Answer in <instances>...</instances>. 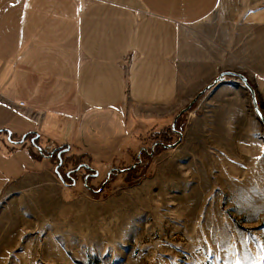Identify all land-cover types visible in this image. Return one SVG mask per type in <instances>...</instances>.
I'll list each match as a JSON object with an SVG mask.
<instances>
[{"label": "rangeland", "instance_id": "obj_1", "mask_svg": "<svg viewBox=\"0 0 264 264\" xmlns=\"http://www.w3.org/2000/svg\"><path fill=\"white\" fill-rule=\"evenodd\" d=\"M207 86L183 91L163 122L133 106L138 134L159 125L125 162L96 168L100 192L59 178L61 159L59 168L83 164L68 146L42 148L50 157L36 148L42 165L29 142L0 145V264H264V124L252 102L243 114L220 112L222 101L242 102Z\"/></svg>", "mask_w": 264, "mask_h": 264}, {"label": "crops", "instance_id": "obj_2", "mask_svg": "<svg viewBox=\"0 0 264 264\" xmlns=\"http://www.w3.org/2000/svg\"><path fill=\"white\" fill-rule=\"evenodd\" d=\"M244 1L0 0V145L29 142L38 159L35 138L93 169L125 162L159 125L138 134L133 106L163 122L183 91L194 96L222 72L246 74L264 113V3ZM238 78L210 91L242 102L222 101V113L250 111Z\"/></svg>", "mask_w": 264, "mask_h": 264}, {"label": "water", "instance_id": "obj_3", "mask_svg": "<svg viewBox=\"0 0 264 264\" xmlns=\"http://www.w3.org/2000/svg\"><path fill=\"white\" fill-rule=\"evenodd\" d=\"M227 75H230V76H237V77H239L240 78V80L245 84V86L250 90V92H251V95H252V102H253V106H254V108H255V111L257 112V114H258V116L260 117V119L262 120V122H263V124H264V113L262 112V110H261V107H260V104H259V100H258V95H257V91H256V88L250 83V81H249V79H248V77H247V75L246 74H243V73H236V72H222V73H220L219 74V76L211 83V84H209L208 86H207V88H212L213 86H215L218 82H221V81H223L224 80V78L227 76ZM205 91V89L202 91V92H204ZM201 92V93H202ZM199 96V95H198ZM197 96V97H198ZM196 99V98H195ZM188 109V108H187ZM173 128H175V123H174V125H173ZM178 133L180 134V135H182V133L181 132H179L178 131ZM25 138H26V136H24L21 140H20V142H18V143H23L24 141H25ZM32 143H33V145L40 151V153H42L44 156H47V155H45V153L42 151V148L35 142V138H33L32 139ZM175 145H177V143L175 144ZM61 151H63V150H61ZM53 155V152L50 154V155H48L47 157H50V156H52ZM61 154L59 153V156H60ZM138 162H141V159L138 161ZM63 164V160L61 159V162H60V164H59V166L60 165H62ZM59 166H58V168H59ZM137 166V163H135V164H133V166H131L129 169H132V168H134V167H136ZM81 167H84V168H86V169H88L89 171H91L92 172V176L93 175H95V176H98L99 175V173H98V171H96V169H93L91 166H90V164H88V163H83V164H79V166L75 169V171H78ZM58 168L56 169V171L58 172V176H59V178L66 184L67 182H66V180L62 177V175L59 173V170H58ZM74 171V172H75ZM123 172L124 171H126V169H123L122 170ZM109 176H110V173L108 174V176H107V181L109 180ZM88 177H89V175H87V176H85V178H84V182H85V186H88V183H87V181H88ZM73 180V184L74 185H76V180L73 178L72 179ZM90 188V187H89ZM102 188H103V186L99 189V190H94L93 188H92V190L93 191H95V192H100L101 190H102Z\"/></svg>", "mask_w": 264, "mask_h": 264}, {"label": "flooded vegetation", "instance_id": "obj_4", "mask_svg": "<svg viewBox=\"0 0 264 264\" xmlns=\"http://www.w3.org/2000/svg\"><path fill=\"white\" fill-rule=\"evenodd\" d=\"M60 168H59L60 169L59 173L66 180L67 184H69L71 186H74L73 180H72L73 178L76 180V184H77L80 178H82V181H83L85 176H87V175H89V177H88V185H90L96 191L99 190L100 186L104 183V182L101 183L100 186L97 187V188L94 187V185L92 183H90V180L92 178L91 177L92 172L91 171H83V172H81V169H83V168H80L78 171H75L76 167L75 168H70V169H67V168L65 169L64 167H60Z\"/></svg>", "mask_w": 264, "mask_h": 264}, {"label": "snow or ice", "instance_id": "obj_5", "mask_svg": "<svg viewBox=\"0 0 264 264\" xmlns=\"http://www.w3.org/2000/svg\"><path fill=\"white\" fill-rule=\"evenodd\" d=\"M243 242H244V240L242 239V240H241V243H243Z\"/></svg>", "mask_w": 264, "mask_h": 264}, {"label": "trees", "instance_id": "obj_6", "mask_svg": "<svg viewBox=\"0 0 264 264\" xmlns=\"http://www.w3.org/2000/svg\"><path fill=\"white\" fill-rule=\"evenodd\" d=\"M172 130H175V129H173V128H171Z\"/></svg>", "mask_w": 264, "mask_h": 264}]
</instances>
